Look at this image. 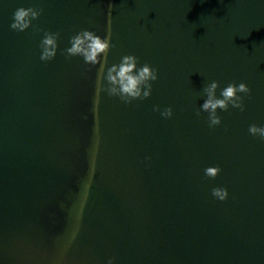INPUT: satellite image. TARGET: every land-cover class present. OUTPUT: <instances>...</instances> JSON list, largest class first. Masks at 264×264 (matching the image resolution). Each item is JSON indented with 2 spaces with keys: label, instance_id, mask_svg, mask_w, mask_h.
Returning a JSON list of instances; mask_svg holds the SVG:
<instances>
[{
  "label": "water",
  "instance_id": "water-1",
  "mask_svg": "<svg viewBox=\"0 0 264 264\" xmlns=\"http://www.w3.org/2000/svg\"><path fill=\"white\" fill-rule=\"evenodd\" d=\"M21 6L42 11L17 31ZM83 29L111 32L105 72L129 54L155 68L150 96L98 91L101 65L63 52ZM213 80L218 98L230 82L250 93L210 128L196 113ZM250 124L264 126V0H0V264H264Z\"/></svg>",
  "mask_w": 264,
  "mask_h": 264
},
{
  "label": "clouds",
  "instance_id": "clouds-1",
  "mask_svg": "<svg viewBox=\"0 0 264 264\" xmlns=\"http://www.w3.org/2000/svg\"><path fill=\"white\" fill-rule=\"evenodd\" d=\"M42 9L33 7H18L13 13V21L10 28L17 31H24L31 25V21L39 17ZM59 33L45 30L43 38L40 41L42 61H49L54 58L57 51V41ZM111 32L109 31L103 38L95 34L93 31L83 29L70 37V47L63 50L65 58L71 56H82L87 64L101 65V73L97 78V90L106 91L109 96H118L124 103H130L135 99H144L150 96L152 84L150 81L157 80V70L147 63L137 67L138 58L134 55H124L119 64H112L104 71V64L107 62V54L110 45ZM102 57L104 58L102 61ZM101 78L104 83H101ZM218 82L211 81L203 87V92L206 94L201 107L197 110V115L200 111L208 113L209 127H214L221 123L220 117L217 115V109L227 110L229 105L234 108L244 110L243 97L238 93H250L249 87L241 82L236 84L230 82L220 92V97L216 95ZM158 106L153 107V111H157ZM164 117L172 116V109L166 107L161 111ZM248 131L253 136L258 135L264 140V126L250 124ZM221 171L220 167L209 166L204 169L205 175L209 178H215ZM211 194L223 201L227 198L228 192L224 187H213ZM107 264H113V258H109Z\"/></svg>",
  "mask_w": 264,
  "mask_h": 264
}]
</instances>
